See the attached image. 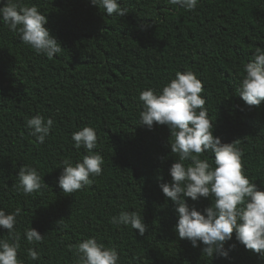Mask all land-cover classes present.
<instances>
[{"label": "trees", "instance_id": "obj_1", "mask_svg": "<svg viewBox=\"0 0 264 264\" xmlns=\"http://www.w3.org/2000/svg\"><path fill=\"white\" fill-rule=\"evenodd\" d=\"M22 2L47 16L62 51L52 59L36 54L0 23V208L22 210L15 225L18 259L77 264L74 246L96 237L118 251L119 264H264V256L236 240L235 230L224 244L227 257H209L203 243L193 247L179 237L175 202L160 187L171 183L177 159L171 129L141 125L139 100L141 90H162L177 71L194 72L204 83L214 135L223 143L238 139L246 175L264 190V102L248 106L238 92L243 65L256 48L264 51V0H198L194 11L171 0H120L128 10L122 17L91 0ZM34 115L54 121L42 144L26 125ZM85 126L96 130L93 152L103 156V171L91 185L64 193L58 183L63 160L76 163L88 154L71 138ZM23 165L36 168L49 186L27 196L14 190ZM186 202L203 211L213 199ZM121 211L141 217L144 235L110 222ZM30 227L44 235L41 242H27ZM0 239H11L4 228ZM29 248L38 260L28 258Z\"/></svg>", "mask_w": 264, "mask_h": 264}, {"label": "clouds", "instance_id": "obj_2", "mask_svg": "<svg viewBox=\"0 0 264 264\" xmlns=\"http://www.w3.org/2000/svg\"><path fill=\"white\" fill-rule=\"evenodd\" d=\"M4 0H0L3 4ZM99 4L106 13L124 16L127 9L121 7L120 0H91ZM186 10L194 11L198 0H171ZM0 23L31 47L36 54L52 59L61 53L62 46L46 27L48 18L35 5L28 6L22 0H7L0 6ZM204 83L192 71H177L175 78L167 82L162 90L152 88L141 90L142 102L140 124L152 128L155 124L167 125L171 129V151L177 157L172 164L171 183H161L162 192L175 202L178 221L175 230L181 239L191 241L193 247L205 245L203 252L212 257L219 254L229 255L224 244L233 237L246 249L264 256V190L258 188L254 180L245 173L242 163V151L236 146L238 139L223 143L214 135V123L209 119L205 107ZM238 92L248 106H259L264 102V51L255 49L253 58L243 65V78ZM30 135L38 143H44L54 126L52 118L34 115L26 120ZM72 141L77 149L87 150L82 161L73 163L63 160V171L58 178L64 193H73L93 183V177L102 174L103 156L94 153L98 137L91 126L72 133ZM210 153L214 159L210 162L202 158ZM186 161L190 163L186 164ZM18 183L14 190L30 195L49 186L34 167L23 165L17 175ZM212 197L213 203L203 211L189 207L186 198L198 200ZM21 209L6 213L0 208V228L8 231L10 240L0 239V264H25L18 259L20 237L15 231L17 217ZM115 226H131L146 232V224L135 212L121 211L111 217ZM29 244L44 239L36 228L25 229ZM234 248L235 245H231ZM30 260H38L35 248L27 249ZM77 264H119L120 256L114 247H106L96 237L82 240L74 246Z\"/></svg>", "mask_w": 264, "mask_h": 264}]
</instances>
